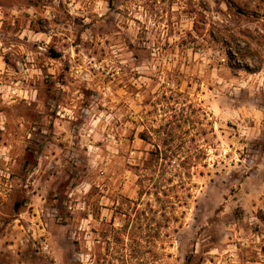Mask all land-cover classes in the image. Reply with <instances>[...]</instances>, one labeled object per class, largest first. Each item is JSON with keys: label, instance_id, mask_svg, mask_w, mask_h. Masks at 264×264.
Returning a JSON list of instances; mask_svg holds the SVG:
<instances>
[{"label": "rangeland", "instance_id": "374dc122", "mask_svg": "<svg viewBox=\"0 0 264 264\" xmlns=\"http://www.w3.org/2000/svg\"><path fill=\"white\" fill-rule=\"evenodd\" d=\"M0 0V264H264V0Z\"/></svg>", "mask_w": 264, "mask_h": 264}, {"label": "trees", "instance_id": "16d2710c", "mask_svg": "<svg viewBox=\"0 0 264 264\" xmlns=\"http://www.w3.org/2000/svg\"><path fill=\"white\" fill-rule=\"evenodd\" d=\"M228 4L229 5H232V4H234V5H236V7L238 8V9H240V10H244V8L243 7H241V5H240V3H235L233 0L232 1H228Z\"/></svg>", "mask_w": 264, "mask_h": 264}]
</instances>
